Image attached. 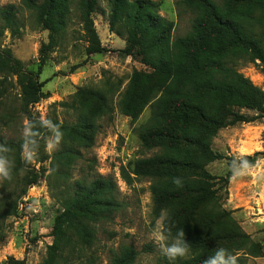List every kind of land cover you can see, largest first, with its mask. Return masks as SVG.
Here are the masks:
<instances>
[{
  "label": "rangeland",
  "instance_id": "374dc122",
  "mask_svg": "<svg viewBox=\"0 0 264 264\" xmlns=\"http://www.w3.org/2000/svg\"><path fill=\"white\" fill-rule=\"evenodd\" d=\"M111 1L97 0L91 16L100 43L108 52L89 55V42L74 7L66 17L65 29L57 36L58 45L45 50L42 46L48 43V32L38 25L34 14L23 8L20 0H0L1 6L18 7L20 24L15 35L0 29V53L10 51L11 57L20 62V74H31L40 84L44 98L32 107V116L54 120L64 133L54 152H49L42 141L39 157L32 164H25L19 145L11 152L15 165L22 170L11 181L0 182V264H109L112 253L123 247L138 252L134 264H170L152 236L163 211L155 212L151 180L133 176L128 186L120 174L122 167L149 159L157 149H144L138 139L139 129L150 117L149 107L140 110L135 119L121 113L122 94L133 72L148 74L152 70L141 57L121 52L127 35L121 24L116 25L114 33L109 31ZM151 1L159 4L160 16L174 23V38L187 34L192 15L177 4L180 0ZM236 70L264 91L259 61H238ZM18 81V75L0 76V136L19 144L23 143L26 119L19 111ZM232 109L253 121L221 128L211 140L210 151L216 159L206 165L205 171L212 178L216 195L208 202L207 212H227L232 233L248 238L243 250L235 251L236 257L243 258L244 264H264V158L258 159L248 174L232 175L224 188L216 184V179H226L233 160L255 152L264 154V118H257L258 114L248 109ZM65 147L79 154L69 169L68 183L87 175L95 162L94 171L116 184L118 199L125 204L112 222L94 225L95 238L90 244L82 241L80 231L65 226L62 232L66 238L53 234L54 221L63 211L56 197H66L60 194L66 185L63 179L51 175V163L52 156ZM55 166L60 167L56 162ZM31 174L38 181L17 196L23 189L22 176ZM17 180L20 186H16ZM230 241L225 246L238 245L236 239ZM56 243L57 252L51 249Z\"/></svg>",
  "mask_w": 264,
  "mask_h": 264
},
{
  "label": "trees",
  "instance_id": "16d2710c",
  "mask_svg": "<svg viewBox=\"0 0 264 264\" xmlns=\"http://www.w3.org/2000/svg\"><path fill=\"white\" fill-rule=\"evenodd\" d=\"M96 2L20 0V5L33 13L38 25L48 32V43L42 46L45 50L58 45L57 36L65 29L66 17L74 7L89 42L86 52L93 55L108 52L100 43L91 18ZM177 4L189 11L192 19L187 34L174 38V23L159 15L158 3L111 1L109 31L114 33L116 25L121 24L127 35L121 52L141 57L142 63L152 70L148 74L133 72L122 94L121 113L135 119L148 106L150 117L139 129L138 139L144 149H157L149 159L122 167L120 174L128 186L135 179L133 176L149 177L155 212L168 211L172 236L184 231L191 255L175 263L204 264L216 248L224 247L236 257L235 251L243 250L248 242L241 233H232L227 212H207V204L216 192L205 167L216 159L210 142L221 128L253 121L233 111V107L255 111L257 118H264V91L236 70L238 61L257 60L264 73V0H180ZM17 13L15 5H0L2 31L18 34ZM20 66L10 51L0 53V76L18 75L19 111L24 119L35 120L31 109L44 95L31 74H20ZM0 143L12 150L18 145L20 150L22 145L1 136ZM76 158L78 152L69 147L52 156L51 175L63 179L66 185L60 192L65 198L53 196L63 208L54 221L53 234L66 238L62 232L65 226L80 231L82 241L90 244L95 238L94 225L112 222L125 204L118 199L116 184L94 171L95 162L87 175H79L72 184L68 183L69 169ZM262 158V152H255L243 159L254 165ZM21 170L15 165L13 177H18ZM231 177L229 170L226 179H216V184L224 188ZM176 179L182 184L176 185ZM21 180L23 189L17 196L35 185L38 178L31 174ZM16 186H20L18 180ZM233 239L238 245L225 246ZM51 249L57 252V243ZM137 256L132 247H123L112 253L109 264H134ZM236 258L237 264H244L243 258Z\"/></svg>",
  "mask_w": 264,
  "mask_h": 264
},
{
  "label": "clouds",
  "instance_id": "9594fccd",
  "mask_svg": "<svg viewBox=\"0 0 264 264\" xmlns=\"http://www.w3.org/2000/svg\"><path fill=\"white\" fill-rule=\"evenodd\" d=\"M64 133L61 126L50 118H37L35 120H26L23 128L22 156L25 164L34 163L40 153L41 142L49 152H54L59 147ZM12 149L6 144L0 143V182L11 181L13 179V170L15 160L11 156ZM254 165L247 159L233 160L230 165V171L233 178L244 176L252 171ZM176 185H181L180 179L174 180ZM152 236L159 244L161 254L170 262L175 264L178 259L186 258L191 253V245L185 240L184 231L176 232L175 236L171 234L170 215L164 210L159 216L152 228ZM204 264H237V258L224 247H218L214 250L204 262Z\"/></svg>",
  "mask_w": 264,
  "mask_h": 264
},
{
  "label": "crops",
  "instance_id": "0c3cea01",
  "mask_svg": "<svg viewBox=\"0 0 264 264\" xmlns=\"http://www.w3.org/2000/svg\"><path fill=\"white\" fill-rule=\"evenodd\" d=\"M104 47V46H103Z\"/></svg>",
  "mask_w": 264,
  "mask_h": 264
}]
</instances>
